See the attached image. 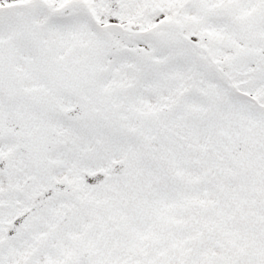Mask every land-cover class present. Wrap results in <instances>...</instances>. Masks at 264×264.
Instances as JSON below:
<instances>
[{
  "label": "snow or ice",
  "instance_id": "snow-or-ice-1",
  "mask_svg": "<svg viewBox=\"0 0 264 264\" xmlns=\"http://www.w3.org/2000/svg\"><path fill=\"white\" fill-rule=\"evenodd\" d=\"M0 264H264V0H0Z\"/></svg>",
  "mask_w": 264,
  "mask_h": 264
}]
</instances>
